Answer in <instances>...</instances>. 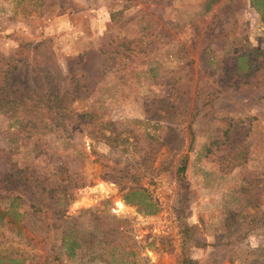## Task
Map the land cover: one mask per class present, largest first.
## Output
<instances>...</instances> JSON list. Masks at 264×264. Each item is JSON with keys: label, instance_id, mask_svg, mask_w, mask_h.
I'll return each mask as SVG.
<instances>
[{"label": "rangeland", "instance_id": "obj_1", "mask_svg": "<svg viewBox=\"0 0 264 264\" xmlns=\"http://www.w3.org/2000/svg\"><path fill=\"white\" fill-rule=\"evenodd\" d=\"M111 7L0 32V264H264V0ZM61 216L114 249L67 257Z\"/></svg>", "mask_w": 264, "mask_h": 264}, {"label": "crops", "instance_id": "obj_2", "mask_svg": "<svg viewBox=\"0 0 264 264\" xmlns=\"http://www.w3.org/2000/svg\"><path fill=\"white\" fill-rule=\"evenodd\" d=\"M72 4L81 6L80 8L70 7L65 5L59 12L51 13L50 0H0V32L9 33L18 31V29L25 28L29 23L35 26L43 33H51L56 30H65L64 34L70 35L76 34L75 26L70 22V19L75 16H82L88 18L91 32L98 34L101 26L105 24L107 19L112 17V5L113 2L121 0H70ZM57 9L59 5L57 4ZM110 3V7L106 4ZM118 4V3H117ZM107 6V7H106ZM53 17V23L44 21V17ZM55 22L60 23V27L56 28ZM20 28V29H21ZM21 31V30H19ZM26 31L24 30V33ZM63 32V31H61ZM95 36V35H93ZM87 37L84 39L83 47L81 48L83 64L87 70V67L91 66V57L93 54L99 56V42L96 41L97 37ZM89 40L93 41L89 44ZM95 40V41H94ZM82 41V39H81ZM12 43V42H11ZM20 62L16 64V68L20 65ZM93 65H97V69L101 67V59L97 57V62L94 60Z\"/></svg>", "mask_w": 264, "mask_h": 264}, {"label": "trees", "instance_id": "obj_3", "mask_svg": "<svg viewBox=\"0 0 264 264\" xmlns=\"http://www.w3.org/2000/svg\"><path fill=\"white\" fill-rule=\"evenodd\" d=\"M80 57L78 58V61H80ZM18 61V60H17ZM8 62H4L3 60H1V65L4 66L3 74H2V78H3V82L0 83V95L3 93V88L5 86V79H6V75L8 72L12 71L15 69V64L12 63L10 64V66H8L7 64ZM47 80V83L49 84L50 81ZM52 96V94H48L47 97ZM52 99H55V95H53L51 97ZM209 103V100H205L202 102V105H207ZM180 165H178L176 171L177 172H183L184 170V159L180 160ZM3 179L5 180V182L9 183L13 180L12 175L10 173H7L4 175ZM14 199H18L17 195L12 196V200ZM12 204V203H11ZM11 204L9 205V208L7 210H10L12 208ZM11 206V207H10ZM84 213H90L87 209L83 211ZM3 214V213H2ZM63 217V216H61ZM95 217V216H94ZM65 217H63L62 219V223H65L64 225H61V230H60V237H59V243L60 246L63 248L64 250V254L71 258L74 255H81L83 256L86 253L92 252L94 249L95 244H97L99 246L98 251H97V256L100 255L103 251H105V248L107 246L111 245V248L114 249L115 245L113 244L112 240L110 239V233L108 232L109 229H102L101 228V235L99 238H95V240L92 238V233L87 232V233H80L78 234V232L74 229V224L68 225L65 220ZM2 219V215L0 214V220ZM65 221V222H64ZM61 223V224H62ZM49 224H45L43 225V228H45L47 230V228L49 227ZM100 228V226L97 225H93L91 226V230L96 232L98 231ZM110 232H112V230H110ZM120 231L118 230V228H116V234H119ZM78 234V235H77ZM110 254V253H109ZM101 256V255H100ZM98 256V257H100ZM55 260V262H57V264H62V262L59 260V257L57 258L56 256H54L53 258ZM13 261V259H11Z\"/></svg>", "mask_w": 264, "mask_h": 264}]
</instances>
